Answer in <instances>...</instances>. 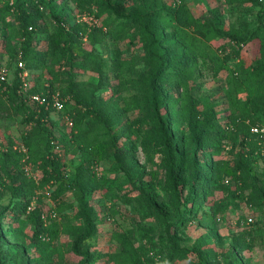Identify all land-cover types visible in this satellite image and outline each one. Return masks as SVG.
I'll use <instances>...</instances> for the list:
<instances>
[{"label":"rangeland","instance_id":"374dc122","mask_svg":"<svg viewBox=\"0 0 264 264\" xmlns=\"http://www.w3.org/2000/svg\"><path fill=\"white\" fill-rule=\"evenodd\" d=\"M10 1L0 0V7ZM41 1L42 5L36 21L39 26L51 29L55 22L53 16L65 22L82 23L80 19L83 12L80 8V0ZM101 1L109 4L113 16L125 21L128 34L115 40L109 34L108 28L101 24L100 18L95 42L83 38L84 40L75 45L76 60L73 66L69 64H64L60 68L54 66L50 61L51 55H47L38 67L26 68L29 89L36 84L39 89L50 85L66 103L73 105L70 96H63L61 93L67 85L69 87L66 76L68 73L70 81L76 84L74 88L77 93L91 100L90 103L97 101L99 97L107 98L112 93H116L115 100L123 106L122 99L128 98L136 91H121L119 82L127 77H132L134 81L151 78V67L136 62L134 66L136 73L129 75V71L124 68H115L113 59L116 52H120L121 61L128 62L131 57L143 56L147 50L154 54L157 53V49L171 53L173 47L177 45L167 38L173 25L176 24L173 19L160 24L163 38L157 46L152 44L151 39L143 37L141 30L147 31L149 35L151 33V28L146 25L144 19L146 4L149 3L153 9L158 10L160 6L178 0H128L125 12H119L112 0H87L86 6L92 8L95 3ZM184 3L191 16L200 23L210 19L216 27L228 30L246 22L250 32L260 27V33L264 35V17H261L262 21L259 20V5L256 0H184ZM214 10H217L218 17L213 14ZM13 18V16L3 17L0 14V58L9 61V43L14 51V58L10 63L8 62L11 75L16 64L22 61L23 45L22 39L16 36L17 26L13 24ZM48 31L47 29L35 35L34 47H31V51H45ZM131 34L139 38L135 45L130 44ZM222 43L223 41H215L213 46L217 47ZM88 51L102 57L101 74L95 71V63L89 61V64H82V57ZM260 59L258 42L254 40L243 46L238 59L233 53H229L225 58V66L234 67L238 61L245 66L251 63L259 65L262 63ZM262 71L264 74V67ZM194 73L195 86L191 95L197 101L198 110L213 108L218 123L228 134L222 139L216 152L211 155V161L206 154H198V161L208 165L213 161V167L224 173L222 167L227 170L235 168L233 145L237 149L242 147L239 144L240 138L235 141L229 136L232 129L230 115L233 112L231 107L233 88L227 83L226 70L214 74L211 63L202 58H198ZM162 90L167 99L178 100L181 97L182 91L175 82L162 84ZM261 93L264 96V85ZM237 99L243 101L245 94H239ZM50 116L58 123L53 130L59 140L55 151L64 164L63 172L68 175L66 181H70V174L84 158L81 154L73 152V149L65 147L72 143V126L67 125L56 114L52 113ZM141 116L138 110L127 111L112 126V134L107 135L116 140L117 154L121 157L117 159L114 150L108 149L106 157L91 166L97 186L87 197L89 207L92 209L90 219L95 232L90 239L84 238L86 235L84 222L79 216L78 205L72 194L68 191L63 192L59 200L62 203L60 209L50 198L56 187L55 181H51L42 190H34L31 206L26 209L25 214L20 215L18 221L14 209L18 196L9 190L3 191L0 198V225L3 230L0 240V264H37L34 258L39 256H43V264H111L106 256L115 251L117 234H131L135 239L136 248L143 255L146 244L140 237V228L147 232L154 243H159L167 240L169 233L167 224L171 225L180 218L186 221L175 233L173 230L170 231V234L174 233L171 234L170 239L180 248L198 246L205 264H264V133L251 132L249 144L244 148L251 168V178L241 184L239 181H234L232 175L226 176L224 173L225 176L222 178L224 189H215L207 198L204 208L189 214L184 213L172 202L165 181L163 156L156 153L151 157L143 152L141 137L137 135L134 123ZM22 118L19 115L0 121V149L27 154L22 137L29 134L31 125L24 124ZM170 125L178 132L176 133L178 136L182 135V138L191 133L182 121L173 123L170 119ZM260 125L258 127L264 128V122ZM35 135L37 150L42 151L44 138L39 134ZM103 138L106 137H100V140ZM185 140H187L186 154H189L194 147L199 148L196 137ZM24 158L26 159V156ZM22 169L26 172L28 181L37 185L40 183L41 173L37 164L24 163ZM151 191L155 192V196L150 194ZM155 202L168 215L167 223L156 215L153 209ZM34 207L40 209L45 219L52 217L56 221L49 248L39 253L35 251L32 243L31 226L26 222L28 211ZM68 225L75 230L65 233V226ZM22 249H25V254L21 252ZM94 257L99 258L94 260ZM160 264H201V262L193 254L176 262L169 257V254H165Z\"/></svg>","mask_w":264,"mask_h":264},{"label":"trees","instance_id":"16d2710c","mask_svg":"<svg viewBox=\"0 0 264 264\" xmlns=\"http://www.w3.org/2000/svg\"><path fill=\"white\" fill-rule=\"evenodd\" d=\"M119 12H125L128 0H112ZM259 5L258 14L264 17V0H256ZM87 0H80V8L83 13L94 16L101 24L107 27L109 34L115 40L123 38L128 34V27L125 21L112 15L111 7L107 2H97L91 8L86 6ZM41 0H11L5 6L0 7V14L3 17H14V25L17 26V37L22 39L21 59L24 61L25 69L38 67L47 55H51V63L59 68L64 64L74 65L76 56L74 47L83 38L86 41L98 37L97 26H88L85 23L65 22L54 17L55 22L51 29L41 27L37 24V18L41 9ZM215 16H219L217 10L213 11ZM168 15L170 17H168ZM146 25L151 28L150 35L147 31L141 30L143 37L151 39L152 44L157 46L163 38L161 23L169 22V19L176 21L172 31L167 38L177 43L171 53L157 49V53L146 51L139 57L128 62L120 60V52H116L113 64L116 69H125L129 75H134L136 62L146 64L151 67L150 76L143 81H134L132 77H127L119 82V89L122 91H136L126 99H122L124 105L121 106L115 99L116 93L105 97H99L97 101L90 103L80 96L67 73L69 87L61 91L62 95H69L73 105L64 103L63 114L72 121V143L65 145L68 149L83 156L82 163L77 165L70 174V181H66L67 174L63 172L60 157L57 156L58 138L54 133V127L58 123L51 119V113L43 106H31L23 98L20 92V79L17 77V65L12 72V78L8 82L0 83V121L11 119L13 116H22L24 124H30L31 131L22 137L23 144L27 148V154L10 149H0V198L3 191L9 190L18 196L15 204L17 221L21 214H25L26 209L31 206V200L35 189H44L51 181H55V189L50 194V198L57 203L60 209L62 204L59 200L63 192L68 191L75 198L79 216L84 222L86 235L84 238L90 239L94 235L90 215L88 195L97 186V181L91 166L103 160L108 149L114 150V156L118 159L116 140L111 136L112 126L117 123L129 110H138L142 116L135 120L137 135L141 137V147L143 152L149 156L159 153L164 159L165 181L173 204L182 209L184 213L192 214L202 209L208 197L215 189H224L222 178L232 175L234 181L244 184L251 178V168L246 158L244 148L249 144L251 129L253 126H261L264 122V96L261 89L264 85V35L260 33V27L250 32L246 22H242L238 27H231L223 30L215 26L212 20L207 19L203 23L198 22L191 16L184 0H178L170 4H164L160 8L153 9L152 5L146 4L145 15ZM102 26V25H101ZM31 28V30H29ZM49 30L46 39L45 51H31L34 47L33 41L37 33ZM130 44L135 45L138 37L129 35ZM142 39V38H141ZM256 40L258 42V53L261 64H250L245 66L240 61L234 67L225 66V58L229 53H233L238 59L244 45ZM215 41H223L217 47L213 46ZM129 46V45H128ZM9 61H5L9 68V63L14 58L9 43ZM129 48V47H128ZM198 58L211 63L214 74L226 70L228 72V84L232 86L234 96L231 107L233 112L230 115L232 129L229 136L233 140H239L242 145L237 149L233 145L232 154L235 157V168L227 170L222 167L223 172L214 168V162L210 165L198 161V154H206L208 158L216 152L222 139L228 134L218 123L216 113L211 107L199 111L197 101L191 95L195 86V67ZM82 64L95 63V71L102 73V57L95 52H86L82 57ZM9 62V63H8ZM124 64V66H123ZM10 70V69H9ZM58 73V71H56ZM119 76V75H118ZM175 82L182 91L178 100L167 99L162 90V84ZM38 88L37 84L29 89L30 93H45L47 89L53 88L48 85ZM106 87L107 85H103ZM146 89V90H145ZM239 94H245L243 101L237 99ZM61 119V118H60ZM182 121L190 129L191 133L184 138L178 136L170 125ZM63 121V120H62ZM44 138L42 151L37 150L36 135ZM196 137L199 141V148L194 147L189 154H186L185 144L188 138ZM100 137H106L100 140ZM236 149L237 151H234ZM199 152V153H197ZM26 156V159L24 158ZM24 160V161H23ZM211 161V159H210ZM37 164L41 173L40 183L28 181L26 172L22 169L24 163ZM153 164V161L151 160ZM186 191V193H185ZM228 192V191H227ZM16 193V194H15ZM150 194L155 196V192ZM222 207L221 205H219ZM156 215L167 223L168 215L153 203ZM186 219L180 218L171 225L167 224V240L154 243L147 232L140 228V237L146 244L145 251H141L135 246V239L129 233L117 234L115 236L116 248L113 253L106 256L111 264H160L164 260L165 254L176 261L186 259L190 254L196 255L201 264H205L202 253L198 246L191 248H180L170 239L171 234L183 226ZM26 222L32 229V243L35 251L49 248L50 240L53 239V230L56 228V221L52 217H45L37 207L32 208L26 215ZM74 227L65 226V233L72 232ZM173 230L174 233L170 234ZM3 234L0 225V240ZM199 242V241H198ZM200 243V242H199ZM198 245V244H197ZM201 245L203 243L201 242ZM25 254V249L21 251ZM101 257V256H99ZM99 257H94L97 260ZM37 264H43V256L34 258Z\"/></svg>","mask_w":264,"mask_h":264},{"label":"built area","instance_id":"2783aa9c","mask_svg":"<svg viewBox=\"0 0 264 264\" xmlns=\"http://www.w3.org/2000/svg\"><path fill=\"white\" fill-rule=\"evenodd\" d=\"M80 21L87 24L88 26H98L99 22L97 18L88 13H83L81 15ZM17 77L20 79V92L25 99V101L31 106H43L50 113L59 116L67 125L72 126L71 119L63 114L65 100L62 96L54 89H47L45 93H30L28 86V72L25 69L24 63L19 61L17 64ZM12 78L11 72L6 65V62L0 58V83L8 82ZM47 88L48 85H45ZM253 133H264V128L254 126L252 129Z\"/></svg>","mask_w":264,"mask_h":264}]
</instances>
